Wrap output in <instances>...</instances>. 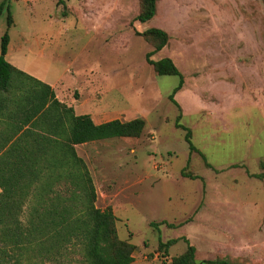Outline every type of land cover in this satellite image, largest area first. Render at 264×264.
Returning <instances> with one entry per match:
<instances>
[{
	"label": "rangeland",
	"instance_id": "374dc122",
	"mask_svg": "<svg viewBox=\"0 0 264 264\" xmlns=\"http://www.w3.org/2000/svg\"><path fill=\"white\" fill-rule=\"evenodd\" d=\"M139 10V0H11L9 33L14 44L61 46L73 72L52 59L50 74H62L64 86L99 81L92 106L116 108L123 120L145 118L140 137L104 141L88 166L96 205L111 206L119 236L137 245L131 264H171L187 247L183 236L199 260L264 264V179L252 176L264 172L263 0H158L156 16L145 23L134 20ZM150 27L170 34L152 58L171 57L183 73L175 94L180 123L206 160L190 151L187 130L177 126L181 111L170 94L180 77L160 75L147 62L154 46L137 31ZM173 238L162 256L159 240Z\"/></svg>",
	"mask_w": 264,
	"mask_h": 264
},
{
	"label": "trees",
	"instance_id": "16d2710c",
	"mask_svg": "<svg viewBox=\"0 0 264 264\" xmlns=\"http://www.w3.org/2000/svg\"><path fill=\"white\" fill-rule=\"evenodd\" d=\"M139 1L134 20L150 21L157 14L158 0ZM5 10L8 28L1 36L0 52V264H131L137 245L119 236L118 217L111 206L102 209L96 205L93 176L76 145L113 137H140L146 120L136 117L95 124L89 114L77 115L73 107L60 101L50 84L10 63L6 54L14 23L11 0L1 1L0 15ZM137 33L154 46L146 59L156 72L180 77L170 94L181 111L177 126L187 130L190 151L202 154L193 142L192 130L180 123L182 109L175 94L184 84L183 73L171 57L152 58L168 45L170 34L160 27ZM183 175L203 179L184 169ZM252 176L264 179V172ZM63 180L71 186L63 191L54 187ZM151 225L159 227L156 222ZM183 238L187 247L172 257L171 264L233 263L222 257L199 260L196 246ZM178 239L159 240L162 256H168L169 247Z\"/></svg>",
	"mask_w": 264,
	"mask_h": 264
},
{
	"label": "crops",
	"instance_id": "0c3cea01",
	"mask_svg": "<svg viewBox=\"0 0 264 264\" xmlns=\"http://www.w3.org/2000/svg\"><path fill=\"white\" fill-rule=\"evenodd\" d=\"M58 49L59 50H57V48L51 49L48 46H40L39 44L38 45L28 44L27 42L24 43L17 42L14 44L12 43V40H10L8 52L6 54V59L16 67L50 84L56 94V97L60 101L66 103L68 106L73 107L77 115L89 114L95 124H101L113 119H120L122 121H127V119L123 120L122 118L118 117L119 111L116 108L104 109L103 107L92 106V103L94 102V99L92 97H94L97 94V92L102 89V86L100 85L101 83L99 81L98 82L95 81L94 83L90 81L89 82L90 87H89L88 84L82 80L83 84L81 86L79 85V87L76 86L71 87L67 85L64 86L62 84V82H64V77L62 74L61 77L60 76L53 77L50 74L51 72L48 69V67L52 64L51 63L52 59L56 61L57 60L65 61L67 64L65 71L73 72L71 70L73 59L67 57L66 54L67 52L64 53L61 46H58ZM0 52H1V46H0ZM30 62L31 63L35 62L36 66H39L40 68L38 69L35 67L33 68ZM71 90H73L74 92H71ZM81 90L84 92V95H82ZM92 93H94L93 96ZM85 98L86 100L84 101ZM115 138L117 137L80 143L76 145V149L78 154L82 156L85 159L86 163L89 164L88 166H90V162L92 161L91 159H94V157L97 156V153L99 151L97 148L101 147L104 141ZM120 138H133V137H120ZM93 148H94V157L93 155H91V151L93 150ZM89 169L92 173L93 170L90 167ZM94 183H96L95 179H94ZM209 194L210 193L208 192V195ZM215 194H220V192L218 193L216 192L213 195ZM212 200H216V199L212 198Z\"/></svg>",
	"mask_w": 264,
	"mask_h": 264
}]
</instances>
